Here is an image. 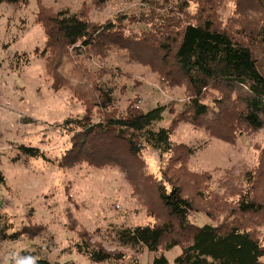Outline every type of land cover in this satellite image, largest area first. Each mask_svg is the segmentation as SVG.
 I'll return each mask as SVG.
<instances>
[{
	"label": "trees",
	"instance_id": "trees-1",
	"mask_svg": "<svg viewBox=\"0 0 264 264\" xmlns=\"http://www.w3.org/2000/svg\"><path fill=\"white\" fill-rule=\"evenodd\" d=\"M103 1L56 10L37 0L35 22L46 39L34 53L45 60L52 87L69 89L86 109L64 122L68 141L56 159L40 148L24 145L22 151L66 169H120L153 221L113 228L117 248L111 249L95 239L99 229L90 231L68 213L78 236L68 252L75 249L95 263L140 264L138 255L147 249L153 264H168L167 252L178 246L174 264H264V145L254 142L259 153L253 166L238 173L226 168L216 179L210 170L190 167L197 147L173 139L181 123L231 144L264 132V0H139L146 8L137 14L98 22L91 13ZM228 2L232 8L223 16ZM113 48L127 50L131 60L150 66L170 86L184 87V110L176 114L174 107L160 105L145 112L137 106L139 97L121 109L103 82L108 71H94L86 62L106 58ZM23 56L27 61L28 54ZM168 108L172 121L157 127ZM147 149L160 155L159 174L148 169ZM194 213L212 223L197 226L190 220ZM11 227L0 229L2 241L38 235L29 227L9 233ZM20 258L23 264H76L51 262L30 250Z\"/></svg>",
	"mask_w": 264,
	"mask_h": 264
},
{
	"label": "rangeland",
	"instance_id": "rangeland-1",
	"mask_svg": "<svg viewBox=\"0 0 264 264\" xmlns=\"http://www.w3.org/2000/svg\"><path fill=\"white\" fill-rule=\"evenodd\" d=\"M43 2L56 10H76L84 2L92 4V0ZM102 3L94 5L91 13L98 22L114 19L120 13L137 14L146 8L139 0ZM231 8L232 4L226 3L221 11L223 16ZM36 11L37 0H30L29 5L0 4V172L5 177V182H0V229L8 225L12 226L9 233L23 227L38 230L33 239L23 237L15 242L0 239V262L23 264L21 251L30 250L51 262L104 264L91 262L75 249L68 252L78 240L77 230L70 228L69 214L90 231L99 229L100 235L95 239L111 249L117 248L111 239L113 228L144 225L153 220L132 197L120 169L88 165L66 169L43 157H27L22 151L24 145L40 148L56 159L68 141L64 122L82 116L86 109V104L77 100L69 89L52 87L45 60L34 53L37 47L43 49L46 39L44 30L35 22ZM86 62L94 71L102 68L108 71L103 82L112 87L121 109L138 97L137 106L145 112L160 105L174 107L176 114L185 108L184 87L170 86L150 66L131 60L125 49L113 48L106 58ZM173 117L168 108L157 127L167 125ZM173 139L197 147L190 167L197 171L210 170L217 179L226 168L238 173L253 166L259 153L254 142L264 145V132H258L255 137L243 135L231 144L204 129L181 123ZM145 155L149 171L159 174L160 155L152 149H147ZM190 220L197 226L212 223L202 213L192 214ZM180 253L178 246L167 252L168 264H174ZM138 258L140 264H153L154 254L145 249Z\"/></svg>",
	"mask_w": 264,
	"mask_h": 264
}]
</instances>
